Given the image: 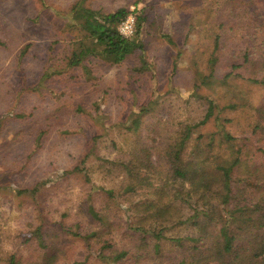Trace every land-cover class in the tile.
<instances>
[{"label": "rangeland", "instance_id": "obj_1", "mask_svg": "<svg viewBox=\"0 0 264 264\" xmlns=\"http://www.w3.org/2000/svg\"><path fill=\"white\" fill-rule=\"evenodd\" d=\"M79 1L144 17V49L121 65L91 57L69 69L74 42L84 34L73 11ZM217 36V80L204 83L199 74H210ZM244 52L251 62L264 52V0H0V264L13 255L22 264H45L47 255L55 262L54 249L55 264H111L108 255L135 241L127 230L134 202L164 204L190 188L175 177L173 151L210 102L214 115L193 127L184 161L225 174L238 157L262 155L264 87L234 77L249 78V65L223 79L243 63ZM134 120L139 127L130 131ZM140 156L148 160L136 164L138 179L119 162ZM250 159L236 170H247ZM78 167L90 182L73 172ZM230 181L232 188L257 190L244 176ZM223 182L211 186L218 210L227 208ZM199 202L183 205L180 220L192 224L181 223L175 234L197 233L193 222L205 217ZM69 230L96 235L86 241ZM105 240L113 252L100 250ZM185 252L166 244L164 255L148 264H179Z\"/></svg>", "mask_w": 264, "mask_h": 264}, {"label": "trees", "instance_id": "obj_2", "mask_svg": "<svg viewBox=\"0 0 264 264\" xmlns=\"http://www.w3.org/2000/svg\"><path fill=\"white\" fill-rule=\"evenodd\" d=\"M256 1V0H255ZM73 11H77L81 18L79 28L84 33L81 39L75 40L74 50L68 61V68L73 69L82 66L89 58H99L104 63L116 66L121 65L129 57L144 49L140 41L141 25L145 18L137 17V27L133 38L127 39L120 35L119 24L127 17L126 8L118 9L113 13H104L99 10L86 7L84 1H79L73 6ZM263 39V38H262ZM222 46V38L217 36L213 40V50L208 60L210 74L205 77L199 74L204 83L209 80H217L215 68L218 65V52ZM30 46L22 51V57L26 54ZM259 59L251 62L250 52H244V61L241 64H234L233 70L227 73L223 79L229 80L236 75V70L245 66H252L251 76L244 78L242 75L234 77L246 79L264 87V52ZM176 65L174 69L176 70ZM86 71L89 67L84 66ZM205 77V78H204ZM214 103L210 102V107L203 120L194 126H187L180 136L179 142L173 151V169L175 177L182 178L188 182V190L178 191L174 198L168 203L160 202H134L131 214L127 217V230L135 241H130L120 247L115 256L108 255L111 264H148L152 257L163 256L166 244L178 246L185 249V256L179 264H264V149H260L262 155H243L238 157L229 171L225 174L212 173L205 166L197 168L195 162H185L183 154L187 149L188 142L192 138L193 127L202 126L213 117ZM132 127H127L133 131L139 127V121H132ZM246 156H251L248 161L247 170H236L242 163L246 162ZM88 158V157H86ZM142 158V159H141ZM147 157H132L128 162H119L132 177L140 179L137 171L142 165H147ZM114 162V161H113ZM116 162V161H115ZM114 162V163H115ZM138 162V163H137ZM86 160L82 161L84 165ZM138 164L139 166H137ZM73 172L84 173L87 181L90 182L87 170L78 167ZM235 175L244 176L256 184L257 190L247 187L232 188L231 178ZM224 179L223 187L224 206L227 208L218 210L212 205L217 195V190H212L214 183ZM141 187L145 181L141 180ZM140 188V187H139ZM138 187L134 184L127 186V190L135 193ZM112 194V192H110ZM203 202L205 206V217L199 222H193L197 233L187 236L175 234V229L181 222L182 207L185 204L191 205L193 200ZM134 213V214H132ZM223 213V214H222ZM211 228L214 231L211 232ZM73 235L82 237L89 241L96 234L82 235L69 230ZM114 249L112 240H105L100 250ZM56 260L58 256L56 255ZM114 250H112L113 252ZM49 257V258H48ZM105 258V259H107ZM56 260H52L55 261ZM51 262L50 256L44 257L45 264H55ZM8 264H22L17 256H11Z\"/></svg>", "mask_w": 264, "mask_h": 264}, {"label": "built area", "instance_id": "obj_3", "mask_svg": "<svg viewBox=\"0 0 264 264\" xmlns=\"http://www.w3.org/2000/svg\"><path fill=\"white\" fill-rule=\"evenodd\" d=\"M137 27V17L133 12H129L127 17L119 24L118 31L124 38H133Z\"/></svg>", "mask_w": 264, "mask_h": 264}]
</instances>
